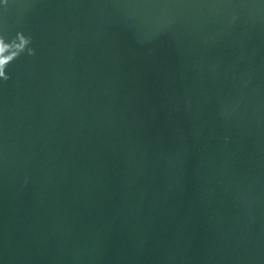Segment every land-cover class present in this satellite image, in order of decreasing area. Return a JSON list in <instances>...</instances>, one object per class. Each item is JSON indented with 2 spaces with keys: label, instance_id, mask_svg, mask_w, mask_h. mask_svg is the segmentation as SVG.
<instances>
[{
  "label": "water",
  "instance_id": "water-1",
  "mask_svg": "<svg viewBox=\"0 0 264 264\" xmlns=\"http://www.w3.org/2000/svg\"><path fill=\"white\" fill-rule=\"evenodd\" d=\"M0 264H264V0H0Z\"/></svg>",
  "mask_w": 264,
  "mask_h": 264
},
{
  "label": "clouds",
  "instance_id": "clouds-1",
  "mask_svg": "<svg viewBox=\"0 0 264 264\" xmlns=\"http://www.w3.org/2000/svg\"><path fill=\"white\" fill-rule=\"evenodd\" d=\"M31 43V37L21 32H17L10 40L0 36V82L6 83L10 79V76L6 74V69L13 61L21 55L29 57L35 55V50L30 47Z\"/></svg>",
  "mask_w": 264,
  "mask_h": 264
}]
</instances>
